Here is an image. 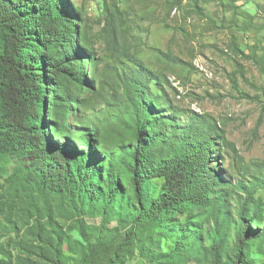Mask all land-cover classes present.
Wrapping results in <instances>:
<instances>
[{
  "label": "trees",
  "instance_id": "obj_1",
  "mask_svg": "<svg viewBox=\"0 0 264 264\" xmlns=\"http://www.w3.org/2000/svg\"><path fill=\"white\" fill-rule=\"evenodd\" d=\"M77 13L66 0H0V158L21 162L5 180L14 190L11 200L1 183L5 171L0 167V240L15 229L9 219L17 200L27 221L18 244L22 253L15 257L0 243V264H61L64 233L50 210L41 214L37 196L59 200L81 225L94 214L103 225L112 218H117L118 227L130 224L117 246L105 241L97 245L105 264H125L136 250L146 264H188L199 262L194 258L199 249L209 264H249L250 245L259 241L264 247V206L254 200L255 192L264 189V179L253 176L251 188L238 192L215 178L212 148L215 138L222 137L213 125L192 123L178 137L155 134L162 119L159 106L144 92L146 76L139 62H131L136 76L124 87L128 101L124 120L131 143L118 147L121 157L96 155L98 131L86 133L78 150L71 146L65 118L75 94L88 91L83 67L91 64L92 78L96 70L84 41L82 45L75 41L77 26H84ZM46 81L57 88L48 92ZM61 137L69 143L60 146ZM123 180L130 185L127 193ZM153 180H161L155 198L149 194ZM229 200L238 205L230 249ZM196 209L214 215V238L206 248ZM179 215L185 220L174 232ZM156 235L173 236L168 252L158 253L147 245L146 239L152 241Z\"/></svg>",
  "mask_w": 264,
  "mask_h": 264
},
{
  "label": "rangeland",
  "instance_id": "obj_2",
  "mask_svg": "<svg viewBox=\"0 0 264 264\" xmlns=\"http://www.w3.org/2000/svg\"><path fill=\"white\" fill-rule=\"evenodd\" d=\"M66 1L76 16L79 11L84 24L83 28L77 26L75 41L80 45L84 41L96 61L93 78L91 64L83 67L88 91L75 94L74 105L65 118L64 131L71 146L78 150L86 133L98 131L96 155L121 157L118 147L131 143L124 120L128 109L124 87L128 78L136 76L131 62L137 61L146 76L142 80L144 92L159 106L162 121L155 134L174 133L178 137L192 123L213 125L222 137L215 138L212 148L210 167L215 178L238 192L251 188L253 176L264 179V0H196V4L188 0ZM45 86L48 92L57 88L52 81H46ZM68 143L63 137L58 141L60 146ZM20 164L15 157L0 158L5 171L1 183L9 200L14 190L5 180ZM160 184L161 180L152 181L149 194L153 198ZM129 188V182L123 180L122 190L127 193ZM254 200L264 206V189L255 192ZM20 203L16 201L9 219L16 224L15 229L0 240L15 257L22 253L18 244L27 224ZM59 203L53 198H36L41 214L50 210L53 222L64 233L61 264H105L97 245L105 241L117 246L130 224L118 227L117 218H112L103 225L101 217L94 214L84 218L85 225H81L68 207ZM229 205L230 249L238 225V205L235 200H229ZM194 213L200 215L202 245L206 248L214 238V215L198 209ZM176 219L174 232L185 215ZM146 242L151 250L166 253L173 236L156 235ZM194 258L199 262L188 264H209L202 249L194 253ZM249 258V264H264V247L259 241L250 245ZM125 264L146 262L136 250Z\"/></svg>",
  "mask_w": 264,
  "mask_h": 264
}]
</instances>
